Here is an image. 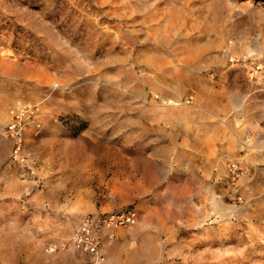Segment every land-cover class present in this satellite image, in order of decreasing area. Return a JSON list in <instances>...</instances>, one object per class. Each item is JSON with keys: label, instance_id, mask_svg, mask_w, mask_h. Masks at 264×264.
<instances>
[{"label": "rangeland", "instance_id": "1", "mask_svg": "<svg viewBox=\"0 0 264 264\" xmlns=\"http://www.w3.org/2000/svg\"><path fill=\"white\" fill-rule=\"evenodd\" d=\"M240 87L264 89V0H0V264H264V117L220 99ZM128 206L103 261L69 243Z\"/></svg>", "mask_w": 264, "mask_h": 264}, {"label": "built area", "instance_id": "2", "mask_svg": "<svg viewBox=\"0 0 264 264\" xmlns=\"http://www.w3.org/2000/svg\"><path fill=\"white\" fill-rule=\"evenodd\" d=\"M31 109L23 108L11 113V119L5 127V134L13 140V159L22 144V132L25 119L30 116ZM137 220V211L134 207L128 206L113 212H99L85 214L78 225L73 229L69 237V243L77 250L92 256L96 262L104 259L101 251L102 234L116 226H130ZM109 236L112 233L106 232Z\"/></svg>", "mask_w": 264, "mask_h": 264}, {"label": "crops", "instance_id": "3", "mask_svg": "<svg viewBox=\"0 0 264 264\" xmlns=\"http://www.w3.org/2000/svg\"><path fill=\"white\" fill-rule=\"evenodd\" d=\"M254 90L253 88H248V87H240L237 89H226L224 94L222 95V97H220L221 99V103L224 104H228L230 107V110L234 111V112H238V111H242L244 110L243 106L245 107V103L254 105L256 109L261 110L262 112V117H264V89L259 90L257 89V91L255 90V93H252L251 91ZM257 92H259L258 94H256ZM238 102V103H237ZM242 104V105H241ZM213 110H218L217 107H213L211 110H208V112L213 111ZM247 112V111H246ZM247 125H252L253 128H257V125H254V118H252V115H248L247 116ZM258 126H262V123H258ZM241 129L239 126L235 127V130L229 134L230 135V139H232L233 135H235V132H239V134L242 136L240 137V135L238 137H240V139L237 141L238 142V146L237 148L234 150V152L240 153L242 152V149L240 148V145L242 144V140H243V134L248 133V134H257V131L254 132H250L248 130L243 131V130H238ZM2 132V131H1ZM241 132V133H240ZM224 134V131L221 132V135ZM212 137L215 138L217 136V132H212L211 133ZM259 146L261 148H264V140H261V142H259ZM258 146V147H259ZM211 194V192H206V194L204 195L205 197L203 199H200L197 203H195V207H197V210L199 211L202 206L208 204L207 199L208 196Z\"/></svg>", "mask_w": 264, "mask_h": 264}, {"label": "bare ground", "instance_id": "4", "mask_svg": "<svg viewBox=\"0 0 264 264\" xmlns=\"http://www.w3.org/2000/svg\"><path fill=\"white\" fill-rule=\"evenodd\" d=\"M196 49H197V48H196ZM198 51H199V50H198ZM196 52H197V51H196ZM201 54H202V53H201ZM172 99H173V98H172ZM165 101H166V100H165ZM181 101L184 102V101H183V98L181 99ZM169 102H170L171 106H174V105L180 106V105H181L180 103L177 104L176 101H174V100H170ZM18 103H19V102H18ZM237 103H238V102H237ZM172 104H174V105H172ZM241 105H242V104H241ZM166 106H167V105H166ZM169 106H170V105H169ZM181 106H182V105H181ZM21 107H22V106H21ZM21 107H20V108H21ZM163 107H164V106H163ZM243 108H244V106H243ZM18 109H19V108H18ZM21 109H22V108H21ZM172 109H173V108H172ZM19 110H20V109H19ZM19 110H17V111H19ZM167 110H168V109H167ZM167 112H168V111H167ZM173 116H174V115H173ZM236 169H237V167L232 166L230 170L233 172V171H235ZM212 206H213V205H212ZM216 211H217V210H216ZM202 212H203V211H202ZM207 212H208V211H207ZM205 216H206V215H205Z\"/></svg>", "mask_w": 264, "mask_h": 264}]
</instances>
